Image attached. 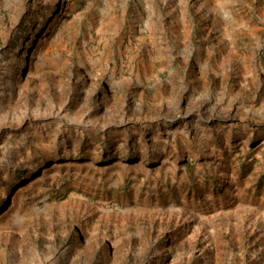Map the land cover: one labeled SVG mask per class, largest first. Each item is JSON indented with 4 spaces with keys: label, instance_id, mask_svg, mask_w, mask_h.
<instances>
[{
    "label": "rangeland",
    "instance_id": "obj_1",
    "mask_svg": "<svg viewBox=\"0 0 264 264\" xmlns=\"http://www.w3.org/2000/svg\"><path fill=\"white\" fill-rule=\"evenodd\" d=\"M0 264H264V0H0Z\"/></svg>",
    "mask_w": 264,
    "mask_h": 264
}]
</instances>
